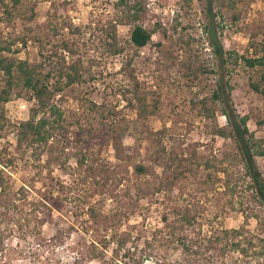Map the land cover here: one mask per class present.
I'll use <instances>...</instances> for the list:
<instances>
[{
	"label": "rangeland",
	"instance_id": "rangeland-1",
	"mask_svg": "<svg viewBox=\"0 0 264 264\" xmlns=\"http://www.w3.org/2000/svg\"><path fill=\"white\" fill-rule=\"evenodd\" d=\"M113 1L20 0L11 16L3 13L0 2V34L9 41L18 39L12 53L4 51L3 55L38 62L39 50L50 52L66 39L79 45L78 53L73 57L67 52L54 55L46 60V67L79 58L83 75L53 98L70 124L69 145L62 149V143H54L39 160L33 159L29 149L17 147L14 139L16 124L29 116L33 101L12 93L0 105V120L5 123L0 154L15 158L5 171L10 185L18 187L33 178L35 186L53 188L51 217L43 225L36 223L33 215L24 216L28 206L20 205L22 218L31 219L6 238L0 264H137L140 255L146 256L141 264H174L178 251L172 246L145 245L174 202L189 200L196 205L203 232L240 226L244 218L239 206L253 205L237 144L212 133V126L226 124V117L217 109L212 119H206L198 100L210 95L222 78L235 111L248 116L247 126L256 136H264V98L249 85L258 82L260 71L244 66L240 59L233 61L235 54L252 56L264 48V0H237L238 19L227 15L213 21L209 0H146L151 16L145 25L161 22L168 36L153 32L129 68L123 66L124 54L111 53L107 44L106 20ZM212 24L226 58L224 65L210 41ZM116 34L119 43L125 44L130 26L117 25ZM20 38H26L27 44ZM201 64L208 72L201 73ZM135 93L144 102V112L139 111ZM215 107L219 108L218 103ZM84 148L91 157L92 170L83 181L80 176L85 166H76L75 152ZM173 152L190 159L195 156L201 163L183 179L182 196L177 191L168 196L154 192L162 171L158 156ZM255 160L264 175V156ZM137 164L147 170L137 175ZM218 166L233 172V193L224 194L223 174L214 173ZM139 182L148 183L146 193L135 191ZM89 205L104 219L92 231H85V226L92 224L87 215ZM70 224L73 229L64 244L47 241L56 225L67 229ZM246 225L254 229V219ZM91 239L94 244L90 248ZM120 239L122 246L117 243ZM75 252L80 258L74 262ZM206 264L262 263L213 253Z\"/></svg>",
	"mask_w": 264,
	"mask_h": 264
},
{
	"label": "trees",
	"instance_id": "trees-1",
	"mask_svg": "<svg viewBox=\"0 0 264 264\" xmlns=\"http://www.w3.org/2000/svg\"><path fill=\"white\" fill-rule=\"evenodd\" d=\"M188 1V0H185ZM3 5V13L11 16L13 10L18 7L20 0L0 1ZM237 0H209V16L213 21L214 17L223 19L231 15L233 20L238 19L236 10ZM214 10V11H213ZM151 14L147 8L146 0H114L112 12L106 20L108 26V46L113 54H124V68H129L138 51L145 47L151 40L152 33L159 31L164 37L168 36V30L161 22L155 23L153 27H147L145 22ZM117 25L130 26V36L124 43H119L116 34ZM174 28V27H173ZM215 26L210 28L211 43L215 47V54L220 59L221 64H225L226 58L223 57L222 47L217 40ZM53 29H57L54 25ZM23 45L27 44L26 38H20ZM18 39L6 40L0 34V105L6 103L9 96L15 93L17 96L27 97L33 101L30 106V113L27 118L16 124L14 139L19 148L29 149L33 159L39 160L40 156L47 152L54 143H62V149L69 145L72 139L69 132L70 124L65 116L64 109L54 102V96L62 91L64 87L72 85L81 79L82 62L79 58L70 62L64 61L59 64L46 67V60L54 55L67 52L71 57L78 52L79 45L76 42L62 39L55 49L43 53L39 50L41 60L29 62L21 59L14 54L3 55L2 52L12 53V45ZM230 56V53L227 55ZM63 58V56H62ZM242 61L246 67H257L260 71L258 82H249L250 87L264 98V48L260 52H255L252 56L235 54L234 62ZM209 69L201 64V73L208 72ZM210 69V72H213ZM131 75V72L129 73ZM222 78L218 79L215 89L210 95H203L199 100L200 113L206 119H212L217 109L226 117V124H214L212 133L222 138H231L237 144V157L243 163L245 174L249 177L247 188L250 190L253 205H240V212L244 222L238 227L227 228L219 231H202L200 211L195 204L188 201L174 202L167 213L161 216L162 225L156 228L145 245L153 248L154 245L167 243L178 251V256L173 260L174 264H206L210 255H229L235 259L252 258L264 264V175L256 166V157L264 156V136L258 137L247 126L248 116L239 114L235 111L231 103L229 90L223 87ZM137 82L135 81L134 86ZM230 89V87L228 88ZM135 101L139 104L140 112L146 110L142 98L134 94ZM218 103L219 108L215 105ZM1 117V116H0ZM5 123L0 120V137ZM261 126V122H258ZM88 147V146H86ZM4 148L0 149L1 150ZM118 150V148L116 149ZM75 164L77 167L85 166L81 179L90 176L92 164L88 149H80L75 152ZM118 154V153H117ZM194 155V154H193ZM161 174L157 178L154 192L163 193L167 196L177 191L179 196L184 193L183 179L188 174L194 173V165L201 167V163L194 156L193 159L181 156L177 153H169L167 156H158ZM15 162L14 156L2 157L0 154V250L5 249V240L10 237L15 228H22L24 221L31 218H22L23 208L21 204H27L28 209L23 213L33 215L36 223L43 225L49 217L52 205L53 188L43 186L41 189L35 186L33 178L28 183L18 187L10 185V181L5 174L6 167ZM209 167L208 163H205ZM146 167L142 164L134 166L137 175L144 173ZM221 171L223 174V192L231 194L235 191L236 183L231 184L233 172L229 167L218 166L214 168V173ZM148 183H136L135 191L146 193ZM33 193V197L29 196ZM87 215L92 222L85 226V231H92L95 225L101 223L104 218L97 212L93 205L88 206ZM254 219L255 227H247L248 221ZM58 224V223H57ZM59 225V224H58ZM56 225L54 232L47 238L48 242L54 245L64 244L66 238L73 229L70 224L67 229L59 228ZM90 229V230H89ZM123 239L118 241L122 246ZM94 241L91 239L89 247H93ZM88 250H91L89 249ZM91 248V247H90ZM130 249V247H128ZM236 256H235V255ZM146 256L140 255L136 263L141 264ZM80 258V254L74 253L73 261Z\"/></svg>",
	"mask_w": 264,
	"mask_h": 264
}]
</instances>
